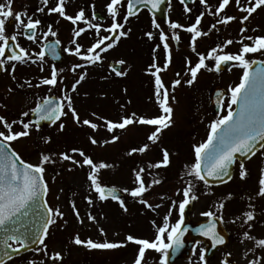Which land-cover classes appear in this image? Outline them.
<instances>
[{
  "label": "snow or ice",
  "instance_id": "snow-or-ice-1",
  "mask_svg": "<svg viewBox=\"0 0 264 264\" xmlns=\"http://www.w3.org/2000/svg\"><path fill=\"white\" fill-rule=\"evenodd\" d=\"M234 2L239 11L246 13V15L240 18L242 25L241 34H243L247 31V28L243 25L257 9L264 7V0H245L244 4L241 3V0H234ZM13 3L14 0H4V2L0 3V71H9L12 79L15 81V71L18 64H37L40 67V71L43 72L46 55L50 53L53 57L58 58L57 48L61 44V41L56 39L53 42L41 43V40L47 41L49 36L56 37L58 35L57 31L53 30L51 24L48 25L47 31H42L40 28L42 21L39 18L34 19L26 10L14 11ZM48 3L49 0H42L44 7L38 8L37 11L44 12ZM161 3H163V0H127L125 5L124 0H110L106 8L112 22L107 27H103L99 23H92L86 16L83 7L74 16L67 14L66 0H56L54 6L48 8L49 15L53 13L58 14L59 17L70 21L74 25L70 41L71 46L64 48L63 51L77 57L82 63L72 64L70 71L78 75V78L75 79L70 87L65 86L60 88L59 97L47 95L38 98L34 107L21 112L19 119L9 120L5 115L0 114V230L5 232V257L18 254L22 249H28L29 245L26 243L24 234L17 235V233H20L21 227H24L23 225H19V221L21 217L29 215V209H33L35 212L37 201L43 200L42 206L44 212L39 213V215L43 216L44 219L39 225V231L33 232L35 239L32 242L43 245L42 248L35 249V251L42 253L51 264H63V253L61 251L50 252L48 245L45 243L50 235V228L57 224L58 219L64 220L65 216L60 207L49 206L46 200L50 191L49 181L46 179V165L49 164L56 165L59 163L63 165L67 162L69 165L67 171L69 172L77 167H87L89 169L87 173L89 194L84 197L88 205L85 216H81L75 201L70 202L72 213L77 223L81 225L84 224L85 218L93 224H98L96 216L91 212V208L96 200L100 202L114 201L119 204L123 212L127 213L128 207L120 192L126 193L135 202L143 205L144 210L155 211L157 207H160V205L154 206L151 204L145 198V194L153 186L160 184L161 180L159 178H152L146 183L145 175L151 176V169H161L170 166L173 153L167 147L159 144V142L164 130L171 128L176 123L174 105L178 104V100L175 92L183 84L192 87L197 82L198 74L202 69L208 72L215 71L219 73L223 65L235 62L233 66L242 69V76L239 84L228 88V92L231 95L227 104V114L212 121L209 125V132L205 141L193 144L194 162L184 166L186 169L185 174L192 177V179L186 182V186L182 190L183 199L179 202L172 201L168 213L163 218L162 225L157 226L153 221L156 229L154 239L138 238L128 234L124 241H109L107 239L94 241L92 238L82 239L79 233H76L71 237L70 243L86 247L88 250H113L125 246L127 242H132L138 246L133 264H147L146 252L150 250L161 254L159 264H168L169 250H178L183 246L182 237L187 231L186 228L182 227L185 210L192 201L198 199L194 192V181H201L207 186L209 178L224 181V177H227L228 180H231L230 169L235 165L238 155L251 158V156L256 155L258 144L261 148H264V143H261L264 142V61L257 62L248 58V54L251 53L259 52L264 54V36H242L241 40L238 41L241 44V48L237 53H225L223 51L225 47L234 42L231 39L225 41L222 46L217 45L211 48L206 54L197 52V40L209 34L199 27L205 15L204 12H201L196 17L195 22L189 26L181 25L178 22H171L169 24V27L173 30L183 29L191 34L189 47L193 53H196L198 60L193 65L190 58H185L186 71L183 75L188 77L187 80H183L179 72L175 74L177 78L171 81L170 85L166 84L162 79L160 73L167 71L168 67L172 64V50L168 43L169 37L163 31L159 33V40L163 45L165 53L164 63L161 66L157 62L156 52L160 48V44H157L153 48L152 62L145 69L146 74L153 78V95L149 99L154 100V103L158 107V115L149 117L132 112L131 114L122 115L118 120H111L92 111L85 117H81L73 94L79 95L78 87L88 77L86 69L102 64L104 59L102 53H106L114 48L121 38L129 36L131 28L125 30V25L128 24L131 17L138 15L137 5H151L153 9L159 10ZM181 3L184 4V11L186 13L191 12V8L188 7L186 0H181ZM199 3L205 6L208 14L217 17L216 23L210 26V30L216 29L217 24L226 25L236 19L235 16L220 15L230 4V0H221L214 12L211 10L208 0H199ZM121 7H126L122 21L119 19ZM92 8L91 20H96L98 17L94 11L95 5H92ZM9 23L14 27V32L11 34L7 33V25ZM79 23L84 24L85 27L77 26ZM153 26L155 28L160 27L155 19L153 20ZM88 30H94L95 42L85 48L78 42V38ZM19 35H24L27 40L40 45V50L38 52H30L28 49L22 47L18 42ZM145 35L149 40L154 39V34L151 31L145 33ZM171 38L177 42V45L179 44L180 36L178 33L174 31ZM244 39L251 41V44H244ZM10 41L12 43L11 47ZM207 61H213L214 63L209 65ZM9 63L11 64L10 69L6 67ZM125 63L126 61L121 59L116 62V65H109V67L117 77H125L128 75V72L117 67V65H124ZM257 63L260 66L253 70V66ZM78 69H83L84 71L78 73ZM62 72H64L63 68L57 69L55 65H52L50 74L41 77L36 84H33L30 80H25L22 83H18V87L38 88L47 86L49 92H51L52 89L58 88L59 85L63 84V78L60 76ZM103 78L107 79L108 77ZM13 91V88H8L9 93ZM123 91L126 94L127 88H124ZM88 95V93H84L85 97ZM217 96L220 97L221 93L218 92ZM128 103H131V101L129 100ZM233 105H236L238 110H234ZM0 107L7 108V105L0 104ZM120 107L124 109L126 105L121 104ZM69 115L73 124L77 127L86 126L91 128L93 132L98 131L101 127L100 123L94 121L102 122L109 133H115L116 130L125 131L130 126L136 125L151 126V131L146 137V142L138 147L131 148L127 155L132 156L137 153L143 155L150 150L152 145L159 144L162 158L155 162L149 161L147 166L138 165L135 167L133 169V184L135 186L118 189L114 185L110 186L103 183L101 179V171L112 168L113 165L105 161L94 160L82 148L72 147L69 150L58 153L41 149L38 152L37 162L32 163L24 159L12 147L13 142L30 138L33 131L40 133L42 122H48L49 126H55L57 133H63L67 126L65 118ZM31 117H35V119ZM52 139L51 135L45 134L39 137L38 142L42 145H48L52 143ZM88 139L92 145L101 143V141L92 135H89ZM119 139L120 136L113 135L111 140H104L103 143H115ZM239 167V178L242 181L246 180L249 172L244 162H241ZM59 174L57 172V175ZM55 179L56 176H53L52 181L55 182ZM258 185L257 195L264 197V167L260 169ZM62 191L63 189H61ZM177 194H181L180 189L177 190ZM227 198L231 199L232 194L229 193ZM57 199H59V196H57ZM177 207L179 219L172 224L170 223L172 210ZM224 207V202H220L219 208L221 211ZM252 207V205H249V208ZM202 215L210 218V220L208 223L202 224L198 231L201 235L211 239L213 247L223 244L224 237L217 231L216 213L207 211L203 212ZM242 217L243 225H247V229L243 232L244 239L254 240L258 247L264 248V238L256 239L250 234L253 226L251 222L255 220L254 211L247 210L243 212ZM220 219L222 220V216ZM98 231L102 236H106L102 227L98 228ZM10 241L14 242L17 246L14 247ZM200 260H204L203 251H201ZM0 264H4L3 258H0ZM28 264H37V262L30 260ZM39 264H45V259H41ZM225 264H229V262L225 261ZM249 264H259V260H251Z\"/></svg>",
  "mask_w": 264,
  "mask_h": 264
},
{
  "label": "rangeland",
  "instance_id": "rangeland-1",
  "mask_svg": "<svg viewBox=\"0 0 264 264\" xmlns=\"http://www.w3.org/2000/svg\"><path fill=\"white\" fill-rule=\"evenodd\" d=\"M195 3L191 7V12L186 13L184 9L179 5L178 0H171L167 8L169 19L163 23L155 20L160 25L159 28L153 26V19L146 11L140 12L136 18L129 19L128 24L125 25V30L131 28V32L127 38H121L119 43L106 53H102L104 59L102 64H98L93 67L87 68L88 77L78 87L79 95L73 94L76 102V107L79 110L81 117H85L90 112L95 111L102 116L107 117L111 120H118L124 114H131L136 112L137 115H146L149 117L159 114V109L154 103V100H150L149 97L153 95V78L146 74L145 69L152 62L153 48L160 42L159 33L163 31L168 37V43L172 50V64L168 67L167 71L160 73L164 82L170 85L171 81L176 79V73L179 72L182 75L183 80H187V76L183 75L186 71L185 58L191 59L194 65L198 57L196 53L191 51L189 47L190 41L188 37L190 33L183 29H171L169 24L171 22H178L181 25L189 26L195 22L196 17L204 12L205 15L201 21V30L208 32L207 36H202L197 40V52L207 53L211 48L216 47V41L221 43V46L229 38L233 39L232 47L235 49L236 40L243 37H249L253 35L259 36L264 35V7L257 9L255 13L249 18L248 21L243 25L247 28V31L241 34V22L240 18L246 13L238 10L234 0H230V4L220 14L221 16H235L236 19L229 22L228 24H217L216 29L210 30V26L215 24L217 17L208 14L207 9L204 5L199 3V0H194ZM4 0H0V3ZM110 0H66V12L69 15H75L80 8L85 9V14L92 23H99L103 27H107L111 24V18L108 16L106 5ZM221 0H208V4L211 6V10L214 12L216 7L219 5ZM56 0H49L47 7L44 12L37 11L38 8L44 7L42 0H14L13 9L14 11L26 10L33 18H39L42 21L40 26L42 31H47L49 24L53 26V30L57 31L56 37H48V40L59 39L61 41L62 50L66 47L71 46L70 41L72 39V32L74 25L68 20L59 17L58 14H48V8L54 6ZM127 0H124V4ZM244 4L245 0H241ZM95 5V13L99 12L103 17L104 21L91 20L93 8ZM126 5V4H125ZM126 7L120 8V17L122 21L125 15ZM58 21V22H57ZM161 23V24H160ZM77 26L85 27L84 24L79 23ZM255 29V31H253ZM153 32L154 39L149 40L145 35L147 32ZM176 32L180 36V42L173 40L172 34ZM14 32V27L11 23L7 25V33L11 34ZM106 34V33H102ZM253 34V35H252ZM95 32L94 30H88L83 33L79 38L78 42L85 48L93 44ZM22 35L19 38V44L31 51H39L40 45L34 44L28 40H22ZM47 41L41 40V43ZM248 41L244 39L243 42ZM250 44V43H248ZM227 47L223 49L227 53ZM64 63L61 65L64 72L60 74L63 78V84L67 83L70 86L78 75L73 74L70 68L73 63H82L77 57L71 56L64 52ZM157 62L161 66L164 63V49L159 48L156 52ZM125 60L126 63L122 65V69L128 72L125 77H117L114 72L111 71L109 64L110 62L116 63L119 60ZM213 64V61H207ZM51 62L47 61L45 57L44 71H40V67L35 64H18L16 66L15 77L16 80L12 79L9 71H3L0 76V104H6L7 108L0 107V114L6 116L7 119H19L20 114L23 111H27L29 108L35 106V102L39 97H43L41 89L37 87L30 88L25 86L24 88L18 87V83H22L25 80H30L33 84H36L41 77L48 76L50 74ZM6 67L10 69L11 64H7ZM61 69V68H60ZM84 71L78 69L77 72ZM213 73H216L213 71ZM203 79L202 88L199 89L198 82L192 87H188L183 84L181 87L176 89L175 95L178 100V104L175 107V125L169 129L164 130L159 144L167 147L173 155L171 156V165L167 168L151 169V176L145 175L146 183L152 178H159L161 183L151 188L149 192L145 194V198L155 205H160L155 211L144 210L143 205L135 202L130 196L125 194V202L128 207V212L125 213L119 207V204L113 201L100 202L95 201L91 212L96 216L98 224L89 222L86 218L84 224L77 223L75 216L72 213L70 206L71 201H75L81 216H85L88 210V205L84 199L89 194V186L87 182V173L89 169L75 168L73 171H67L69 165L65 162L63 165L57 163L56 165H46V179L49 181L50 191L46 197L49 206H58L61 211L65 213L64 220H57V224L50 228V235L46 239L45 243L48 245V250L61 251L64 255L63 264H133V260L137 254L138 246L132 242H127L125 246L113 249V250H88L86 247L77 246L70 243L71 237L76 233H79L82 239L92 238L94 241H103L107 239L109 241H124L128 234L138 238H147L149 240L154 239L156 229L152 226H144L155 222L157 219L160 225L163 223L164 216L168 213L172 201L179 202L182 199V192L180 195L177 194V190L184 188L186 182L191 177L185 174L186 164H191L193 161V143L190 141V132L196 131L198 124H204V135L209 132V125L213 120L223 116L225 112L219 115L213 113V108L210 105L209 93L207 88L210 87L208 77L204 75L205 71L200 72ZM103 77H108L104 79ZM67 80V82H65ZM222 77L217 79L211 76L210 82L217 83L221 81ZM198 81V78H197ZM59 85L58 88H54L47 95L60 96V88L63 86ZM14 89L13 92L9 93L8 88ZM127 88L125 94L123 89ZM29 89V90H27ZM30 91V92H29ZM84 93H88L87 97ZM106 93V95H104ZM131 103H128V101ZM124 104L126 107L121 109L120 105ZM227 113V112H226ZM91 118V117H89ZM28 119V118H25ZM66 119L67 126L63 133H57L56 127L51 128L49 131L41 129L40 133L35 131L32 132L30 138L22 139L17 142H13L12 147L18 151L21 156L32 162L36 163L38 160V152L43 149L45 151H51L58 153L69 150L72 147L82 148L87 154L91 155L96 161H105L112 164V168L104 169L101 171L102 182L116 186L119 189L132 188L133 184V169L138 165L147 166L149 161L155 162L162 158L159 144L152 145L150 150L143 154H133L132 156L127 155L129 150L134 147L140 146L146 142V137L151 131V126H130L128 130L121 131L116 130L115 133H109L100 121H94L101 124L98 131L93 132L91 128L86 126L77 127L73 124L71 116L69 115ZM94 119V118H92ZM18 129V126H17ZM54 131V132H51ZM45 134L52 136V143L48 145L40 144L39 137ZM89 135L95 136V138L101 141L98 145H92L88 139ZM113 135L120 136V139L115 143L104 144V140H111ZM79 159V157H77ZM263 162L258 158L252 162L254 168L253 173L249 172L253 180L248 181L246 179L239 192H243L244 189L250 187L249 192L253 195H257L258 188V167ZM57 172L60 174L57 175ZM56 176L55 182L52 181V177ZM196 186V184H195ZM61 189L63 191L61 192ZM238 191L234 192V195H238ZM200 204L207 203V199H212L214 196L217 197L219 194L216 191L205 193L204 191L198 192ZM59 196V199H57ZM94 196V194H93ZM258 196V195H257ZM163 197V198H161ZM95 198V196H94ZM264 201V197H261ZM237 199V198H236ZM236 201L234 200V205ZM236 206V205H235ZM200 207V206H199ZM238 210L242 208L236 206ZM176 209L172 210L170 217V223L173 224V219L176 218ZM245 211V209H244ZM149 212V213H148ZM261 214L260 211L257 212ZM154 214V215H153ZM225 214V219L229 221L228 224L232 231L244 232L247 229V225H243V221L240 219L229 218L231 215L237 217V214L229 211ZM243 211L239 212L241 219ZM257 216V215H255ZM157 217V218H156ZM235 221V222H233ZM66 222V223H65ZM252 228L250 233L256 239L264 238V219L255 217V220L251 222ZM243 225V226H242ZM102 227L106 233V236H102L98 231V228ZM236 228H238L236 230ZM14 247H16L14 245ZM41 245L38 248H42ZM254 248L257 247L254 240L244 239L243 236H233L230 243V248ZM36 248V249H38ZM259 251L264 253V248ZM153 255H161L155 251L146 252V258ZM41 259H45V264H51L47 261L42 253L33 250L23 254L20 257L14 258L6 264H28L30 260H35L39 264ZM260 262H264V257L259 259Z\"/></svg>",
  "mask_w": 264,
  "mask_h": 264
},
{
  "label": "flooded vegetation",
  "instance_id": "flooded-vegetation-1",
  "mask_svg": "<svg viewBox=\"0 0 264 264\" xmlns=\"http://www.w3.org/2000/svg\"><path fill=\"white\" fill-rule=\"evenodd\" d=\"M179 5L181 4V0H178ZM181 7L184 9V6L181 5ZM191 8V7H190ZM188 39V38H186ZM231 39V38H229ZM233 40V39H231ZM240 41V39H237L236 42V47L235 49L232 47V44L227 48V53H237L239 51V49L241 48V44L238 42ZM244 44H248L251 42H243ZM248 58L250 60H256L257 62L260 61H264V54L261 53H251L248 54ZM209 65H212L211 62H207ZM235 62H232L231 65L229 66V69L227 72L222 73H213V72H208L206 70H201V73L203 71L206 72V74L204 75L206 78L208 77V82L209 85L210 83H213L210 85L209 88H207V93H209V97L211 95V93L219 88H223L227 91V98L225 99V101H223L222 107H226L227 108V104L229 102L230 99V93L228 92V88L230 86L234 87L237 84L240 83V78L242 76V69H240L239 67H235L233 66ZM211 76L215 77L217 79L218 77H222L221 81H218L217 83L215 82H210L211 81ZM198 87L199 89H204V87H202V83H203V79L201 77V74H198ZM44 88H42L43 90ZM210 105H211V97H210ZM235 105H233V109L235 110ZM204 124H198L196 131H194L193 133H189L188 135L190 136V141H192L193 143H200L204 141L205 135H204ZM194 157V154L192 155V158ZM261 160L263 163L258 167L259 170V174H258V179L259 180V175H260V169L262 167H264V148L259 151L258 153H256V155L253 156V158H251L248 161H244L245 167L247 168L248 172H252L254 170H251L250 168H254L252 165V162L256 159ZM240 162H237L235 165V173L232 177V179L229 181V183L223 184L222 186H209V185H204L203 182L201 181H194V184H196L195 188H194V192L195 195H197L198 197V192L204 191L205 193H210L213 191H216L219 194V196L217 197H213L212 199H207L205 204H200V199L198 197L197 200L192 201L190 203V205H192L191 208H188V212H189V216L191 221L198 223V222H203V221H208L210 220V218L205 217L202 215L203 212H207V211H213L214 213H216V217L218 218L221 225H223V227L225 228V230L228 232V234L230 235V239L232 240L233 236L236 235H240L243 236V232H239V231H232L229 227V221H227L225 219V214L224 213H228L229 211L233 212L234 214H237V217H233V215H231L229 218H234L235 219H240V221H243V219L240 218L239 216V212H245L247 210H252L254 211V214L257 215L255 217H259V219H264V201H262V198L257 196V195H253L249 192L250 187H247L246 189H244L243 192H239V187H241L244 183L245 180H241L239 178V171H240ZM192 179V177H191ZM248 181L251 182V180L254 179L250 177V175L248 176ZM186 184V183H185ZM257 188L259 189V185L257 182ZM180 190L182 192L183 188H181L180 185ZM238 191V195H234V192ZM231 193L232 194V198L228 199V194ZM183 198V197H182ZM237 198V199H236ZM234 200L236 201L235 205L236 206H240L242 209L238 210L236 208V206L234 205ZM224 202L225 207L223 208V210L221 211L219 208V204L220 202ZM249 205H252V208H249ZM200 206V207H199ZM245 209V211H244ZM260 211L261 214H258L257 212ZM222 216V220L220 219V217ZM185 217V216H184ZM179 219V213H177L176 218L173 219V222L175 223L177 220ZM238 228H236L237 230ZM251 234V233H250ZM198 247H200L201 249H204V245H199ZM261 248L260 247H254V248H240V249H232V248H227L225 250H217L215 251V253L213 254V256L211 258H206L207 253L204 250L203 254H204V260L201 261L200 260V255H201V251H193V253L191 255H189V257L187 259H183V260H179L176 261L172 264H225V261H228L229 264H249V261L251 260H259L261 257H264V253L259 251ZM147 264H159L160 261V256H151V257H147L146 258ZM259 264H264V262H260Z\"/></svg>",
  "mask_w": 264,
  "mask_h": 264
},
{
  "label": "water",
  "instance_id": "water-1",
  "mask_svg": "<svg viewBox=\"0 0 264 264\" xmlns=\"http://www.w3.org/2000/svg\"><path fill=\"white\" fill-rule=\"evenodd\" d=\"M168 0H163V3H161L159 5V10L157 9H153L151 7V5L148 6H144V5H137V11L139 12L141 9H147L151 14H154L155 16H157L159 19H167V15L165 13L166 11V6ZM186 3L192 4L193 1L192 0H186ZM97 17L101 20L102 17L97 14ZM12 46V43L10 41V47ZM57 53H58V58L53 57L50 53L47 54L53 61L55 62H59L62 63V50H60V45L57 48ZM110 65H116L111 63ZM260 66L259 64H256L253 66V70ZM117 67H120L119 65H117ZM229 67V64L227 65H223L222 66V70L221 71H227ZM121 68V67H120ZM1 73V71H0ZM221 93V96L218 97L217 93ZM212 105L213 108H215V112L218 113L220 111V106L222 103L223 98L225 97V91L222 89H218L216 90L213 94H212ZM32 119H35V117H32ZM43 124H48V122H42L41 125ZM264 143V142H261ZM261 149V147L259 146V144L257 145V149L256 152ZM237 159L243 161L244 159H248V157H244V156H237ZM233 169V167H232ZM232 169H230L231 175L233 173ZM228 178L224 177V181H220V180H214L209 178V184H222L225 181H227ZM120 195H122V193L120 192ZM43 200H38L36 205H35V209L36 211L34 212L33 209H29V215L25 216V217H21L20 221H19V225H23L24 227H21L20 229V233H17V235L20 234H24V238L26 240V243H28L29 247L27 250H21L20 253L18 254H12L10 257H5L4 256V249H5V245H4V237H5V232L3 230H0V258L4 259V263L11 260L14 257H17L19 255H21L22 253L28 252V251H32L33 249H35L36 247H38L40 244L39 243H33L32 241L35 239L33 232H38L39 231V225L42 223V220L44 219L43 216H40L39 213H43L44 212V208H43ZM187 224L189 225L190 222L187 221ZM186 223H183L182 227L186 228L187 231L184 233L182 239H183V246L181 248H179L178 250H170L169 251V262L172 263L176 260H178L179 258L189 255L192 250H193V246H195L198 242L200 241H205L208 247V251H215L216 249L222 248L223 246H221L220 244L216 245L215 247L212 246V241L211 239H209L208 237H205L203 235H201V233L195 228V227H190L188 226ZM17 225V226H19ZM220 235H222L224 237V241L227 244L228 242V235H226L222 229L220 228L219 230H217ZM11 242V241H10ZM225 244V245H226Z\"/></svg>",
  "mask_w": 264,
  "mask_h": 264
}]
</instances>
